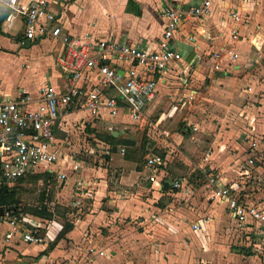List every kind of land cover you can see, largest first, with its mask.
I'll list each match as a JSON object with an SVG mask.
<instances>
[{"label": "crops", "instance_id": "crops-1", "mask_svg": "<svg viewBox=\"0 0 264 264\" xmlns=\"http://www.w3.org/2000/svg\"><path fill=\"white\" fill-rule=\"evenodd\" d=\"M47 1L50 10L59 18L64 33L71 36L88 33L92 37H102L118 44L136 45L147 49H155L161 37L163 24L159 12L163 7L179 6L187 9L202 2V0ZM233 10L237 12V22L229 17V12ZM1 14L3 12L0 10V16ZM233 25L238 27L240 35L236 41H232L229 37V30ZM3 33L6 35L2 17L0 35ZM173 36L172 45L177 50L180 44H185V48L181 46L185 61L182 69L187 67L189 76L186 84L180 86L174 74L168 73L170 75H164L162 80L157 82L156 91L157 86L165 88L170 85L177 86L176 89L183 93L181 102L184 105L197 94L192 88L199 79L210 81L208 83L213 89L215 86L218 87L216 91L221 97H223L221 94H224V102L215 101L220 105L216 109L225 112L224 119H233L234 116L231 114L235 111L242 116L235 118L237 120L234 119L233 126L237 128L238 134L242 133L240 130L248 131L249 138L264 134V73H260L262 67L264 70V0H210L209 14L185 19L177 26ZM188 36L192 37L189 42H187ZM43 40L52 45L48 50L53 52L54 57L59 50L58 44ZM4 49L7 50L5 47ZM226 49H231L237 58L227 55ZM104 61L111 66L118 65L116 58L108 54L105 55ZM214 62L219 65L221 71L212 70L211 66ZM251 65L256 71L254 74L246 71ZM240 73L243 74L241 78L238 77ZM230 74L235 79L229 80L232 77ZM47 80L52 85H60L62 82L57 72L51 80V68L43 71L42 81ZM19 89L21 88L15 89L14 92ZM188 96L192 98L188 100ZM154 101L158 100L153 98L146 105ZM121 114L126 122L125 115ZM104 118L107 117L92 119L90 126L78 125L77 128L122 129L117 131L121 134L127 128L119 125L99 126L98 123ZM229 137L231 136L215 138L216 144L213 146L219 145V149L210 152L211 162L208 165L211 168L219 167V172H215L216 170L214 172L221 178L240 181L235 178L238 173L234 165L245 156V152L239 153V151L242 149L241 145H247L248 142L243 141L247 137L242 141H233ZM60 138L66 140L64 135ZM112 146L108 148L111 154L114 153L111 150ZM117 147L115 152H118ZM120 147L124 148V146ZM56 165L50 166L48 171L38 168L25 177H35L40 180L43 176L49 177L53 174L56 178L58 171L63 172L64 181L59 183L56 180L58 186L63 184L61 189L59 187L56 189L58 196L64 195L66 199V195L71 192L70 188L77 181L79 186L88 187V189L82 188L84 191L81 196L91 199L92 208L111 210L108 213L109 217L104 219L101 215L95 214V217L90 216L85 220L63 222L54 215L46 220L37 216L32 217L31 220L38 224L43 232V241L38 244L24 242L18 235L5 240L3 234L7 230V225L0 218V264H260L259 260L250 254L264 252L253 251L247 245L243 251L237 248L242 254L236 253L238 250L228 253L209 252L208 246L213 236L208 232L202 248L198 236L188 227L187 222H184L192 212L181 206L186 204L190 196L181 191H171L166 185L167 180L162 178L161 174L156 175V180L150 182L147 180L146 172L142 171L145 175L143 177L145 184L127 190L118 186H109L105 172L78 170L79 163L74 171H71L70 165L66 170ZM77 171L78 177L72 178V174ZM227 173L232 177L225 175ZM183 199H185L184 203ZM176 203H179L180 207L176 206ZM192 204L193 206H188L190 210L195 208V210L211 211L212 209L211 206L202 203L195 204L192 201ZM214 205L215 223L224 212L223 207L215 203ZM196 217L190 218L188 223ZM100 220H103L102 226ZM212 221L210 220L209 225ZM95 227H104V229L101 228L99 231ZM231 235L235 236V239L240 238L234 231ZM259 247L257 244L256 249ZM98 251H102L103 254L99 255Z\"/></svg>", "mask_w": 264, "mask_h": 264}, {"label": "built area", "instance_id": "built-area-1", "mask_svg": "<svg viewBox=\"0 0 264 264\" xmlns=\"http://www.w3.org/2000/svg\"><path fill=\"white\" fill-rule=\"evenodd\" d=\"M0 10L4 13L3 30L15 36L17 47L25 48L43 39L58 44L52 67L62 80L60 85L42 81L34 93L22 88L14 93L0 91L1 186L22 179L38 168L48 171L55 164L60 167L67 157L57 145L64 140L60 137L69 128L90 126L92 119L104 116L112 119L117 113L125 115L126 124L139 122L144 118L145 105L155 96L157 82L164 75L173 73L179 85L184 86L189 69L186 66L182 69L184 55L181 46L178 50L173 47V35L185 19L209 14L210 0H202L187 9L163 7L159 12L163 29L155 49L118 44L88 33L81 36L64 33L47 0H0ZM229 17L238 21L235 10L229 12ZM229 37L232 41L240 38L236 25L230 28ZM191 40L188 36L187 42ZM225 53L237 58L231 49H226ZM106 54L116 58L118 65L105 62ZM211 68L221 71L215 62ZM191 98L188 96V100ZM247 142L245 156L236 164L238 175H245L242 178L245 183L225 180L210 170L201 173L198 192L223 207L232 230L242 236L253 251H258L256 242H264V134L253 135ZM117 148L123 154L124 148ZM69 165L71 171L78 167L73 159L69 160ZM164 166L165 159L159 154L146 156L142 165L150 182L156 180L157 173L164 172ZM163 178L167 180L166 175ZM64 179L65 174L58 171L56 180L60 183ZM166 182L171 191H181L187 196L193 194L190 181L184 177ZM0 218L7 225L3 234L5 240L18 235L24 242L43 241L39 225L20 212L3 208ZM211 218L202 215L188 223L202 248ZM97 253L103 254L102 251Z\"/></svg>", "mask_w": 264, "mask_h": 264}, {"label": "rangeland", "instance_id": "rangeland-1", "mask_svg": "<svg viewBox=\"0 0 264 264\" xmlns=\"http://www.w3.org/2000/svg\"><path fill=\"white\" fill-rule=\"evenodd\" d=\"M14 42L13 35H5L4 33L0 35V91L8 93L14 92L17 88H22L34 93L42 82L43 71L51 68V80L56 76L51 62L53 52L48 50V48H52V45L43 40L23 49V47H16ZM41 51L42 55L40 56ZM246 71H250L251 74L256 73L252 65L251 68L247 67ZM260 73H264L263 67ZM242 75L240 73L238 77L241 78ZM233 79H235L234 76L229 80ZM208 82L202 81V78L199 79L198 83L192 88L197 94L184 105L181 102L183 93L181 90L176 89L177 86L170 85L167 88L157 86L154 100L158 101L145 106L144 118L139 122L126 124L123 115L117 113L113 119L104 118L98 123L99 126H126L127 128L123 130L124 133L120 136H112V132L122 129L89 127L79 129L72 127L64 134L66 140L60 141L57 148L62 155L67 157L61 165L64 170L68 168L69 160L73 159L79 163L78 170L88 169L105 172L109 186H118L127 190L130 187L145 184L146 181L143 179L145 175L142 172L144 171L142 167L144 158L152 154H162L165 159V166L162 168L164 172L161 177L163 178L166 175L167 180L184 177L187 181H190L189 183L193 187V194L186 200V204L181 206L188 212H192L184 222H187L188 225L189 219L198 215L213 217L208 229V233L213 236V240L208 246V251L228 253L238 250L237 248L243 251L247 244L246 240L242 239V236L235 239V236L231 235L233 232L232 225L225 215L222 214V217L214 223V202L206 199V197H201L198 192V186H200L199 183L202 178L201 173L210 170L219 172V167H212V169L208 165L211 162L209 159L210 152L213 149H219V145L213 146V144H216L215 138L231 136L229 139L233 141H242L244 137L247 138L243 141L249 139L248 131L240 130L242 133L238 134L237 128L233 126L234 121L237 120L235 118H242L238 112L235 111L234 114H231L234 116L233 119L227 120L224 119L225 112L216 109L220 105L215 101L224 102V94H221L223 96L221 97L216 91L218 87L215 86V89H213ZM107 134L117 140L124 139L132 143L127 145L119 143L124 146L123 154H120L118 150V152L111 154L108 148L110 145L115 144L102 139ZM241 148L239 153L245 152L247 145H241ZM235 152L237 151L235 150ZM231 163L233 164V161ZM77 173L78 171L72 174V178H77ZM157 175L160 176V173H157ZM225 175L232 177L228 173ZM244 177L245 175H239V177L237 175L235 178L242 181L241 184L243 185L245 181L242 178ZM57 187L61 189L63 184L58 186L53 174L49 177L43 176L40 180L35 177H25L6 184V188L13 193L16 210H19L23 216L29 219L37 216L46 220L51 219L54 215L56 219L63 222L75 219L85 220L90 216L95 217V214L101 215L104 219L109 217L108 213L111 210L98 207L92 208L91 199L81 196L84 191L82 188L88 189L86 185L79 186L78 182L75 181L70 188L71 192L66 195V199H64V195L63 197L57 195ZM184 201L185 199L182 200L183 203ZM192 201L195 204L202 203L211 206L212 209L211 211L209 209L195 210V208L190 210L188 206H193ZM175 205L179 206V203ZM103 220H100L101 226ZM101 228L104 229V227H95L99 231H101ZM256 243L264 248L261 241ZM257 250L264 252L261 248ZM237 252L242 254L239 250ZM250 255L255 256L260 264H264V253H251Z\"/></svg>", "mask_w": 264, "mask_h": 264}, {"label": "trees", "instance_id": "trees-1", "mask_svg": "<svg viewBox=\"0 0 264 264\" xmlns=\"http://www.w3.org/2000/svg\"><path fill=\"white\" fill-rule=\"evenodd\" d=\"M4 16V13L1 14L0 16V21L2 17ZM102 137V136H99ZM102 139L107 140L109 142H114V146H123L121 144H131L132 142L129 140H117L113 138L110 134H107L102 137ZM121 143V144H119ZM110 150V149H109ZM162 156V154H159ZM163 157V156H162ZM0 206L3 207L4 209L11 210L13 213H18L20 212L19 210H16L14 199H13V193L6 188V185H1L0 186Z\"/></svg>", "mask_w": 264, "mask_h": 264}, {"label": "water", "instance_id": "water-1", "mask_svg": "<svg viewBox=\"0 0 264 264\" xmlns=\"http://www.w3.org/2000/svg\"><path fill=\"white\" fill-rule=\"evenodd\" d=\"M181 46H182V48H185V44H180ZM183 54H184V52H183ZM119 134H121L120 132H112V136H119ZM111 150H112V152H115L116 151V146H112L111 147ZM2 212H3V208L0 206V216L2 215Z\"/></svg>", "mask_w": 264, "mask_h": 264}]
</instances>
